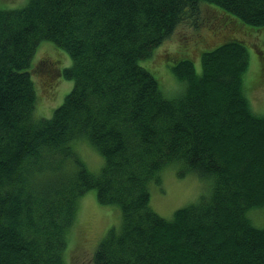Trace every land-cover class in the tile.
Wrapping results in <instances>:
<instances>
[{"label": "trees", "instance_id": "trees-1", "mask_svg": "<svg viewBox=\"0 0 264 264\" xmlns=\"http://www.w3.org/2000/svg\"><path fill=\"white\" fill-rule=\"evenodd\" d=\"M204 6L229 16V38L200 53L199 72L195 60L173 57L170 70L184 87L168 98L140 62L179 25L197 27ZM257 30L264 0H27L0 8V264H66L77 203L90 190L120 211L92 264H264V226L249 216L264 208V115L244 92L245 42L256 44L249 38ZM42 42L66 52L70 65L60 68ZM37 66L56 82L72 81L49 118L35 116ZM78 139L102 156L97 174L75 153ZM70 161L74 170L57 173ZM170 165L212 183L165 219L150 208L148 185Z\"/></svg>", "mask_w": 264, "mask_h": 264}, {"label": "rangeland", "instance_id": "rangeland-1", "mask_svg": "<svg viewBox=\"0 0 264 264\" xmlns=\"http://www.w3.org/2000/svg\"><path fill=\"white\" fill-rule=\"evenodd\" d=\"M26 2L27 0H0V8L16 9L24 6ZM202 15L204 19L197 27L187 23L179 25L153 51L152 57L140 62L141 66L157 79L159 85L162 84V91L168 98L176 96L184 87L170 70L169 64L173 57L178 58L184 54L195 60L194 66L199 72L200 53L229 38V16L208 6L203 7ZM253 35L257 39L251 36L249 40L258 41L256 44L245 42L249 54V66L244 75V92L253 112L264 115V76L258 85L261 76V60L258 52L260 51L264 58V31L260 33L257 30ZM41 44L39 50L41 48L54 50V58L60 61V68L63 69L70 65L66 52L60 49L55 50L50 42ZM41 54L45 60L52 58L48 51L43 50ZM61 55L67 59L66 62L60 58ZM40 69V66H37L32 71V79L35 82L38 96L35 116L49 118L72 88V81L56 82L52 80L49 73L42 74ZM73 149L89 172L97 174L100 171L103 165L102 156L88 141L78 139L73 144ZM67 170H74L71 161L62 164L57 173L68 175ZM178 172L179 166L170 165L161 172L159 184L151 181L148 185L150 208L165 219H170L175 210L197 202L203 195L206 196L211 188L210 178H202L192 172L179 176ZM34 180L38 181L39 177H34ZM249 216L256 226H264V208L251 211ZM119 224L120 211L116 206L99 204L95 190L86 192L78 200L75 219L67 236L64 251L65 263L92 264V257L98 243L111 228L118 229Z\"/></svg>", "mask_w": 264, "mask_h": 264}]
</instances>
